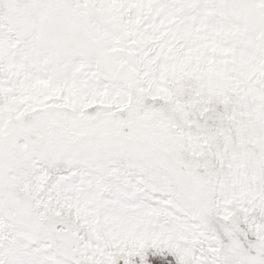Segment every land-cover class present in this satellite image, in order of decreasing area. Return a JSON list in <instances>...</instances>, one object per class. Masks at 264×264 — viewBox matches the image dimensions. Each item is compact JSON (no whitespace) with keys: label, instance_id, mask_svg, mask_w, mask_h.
Wrapping results in <instances>:
<instances>
[{"label":"snow or ice","instance_id":"obj_1","mask_svg":"<svg viewBox=\"0 0 264 264\" xmlns=\"http://www.w3.org/2000/svg\"><path fill=\"white\" fill-rule=\"evenodd\" d=\"M0 264H264V0H0Z\"/></svg>","mask_w":264,"mask_h":264}]
</instances>
